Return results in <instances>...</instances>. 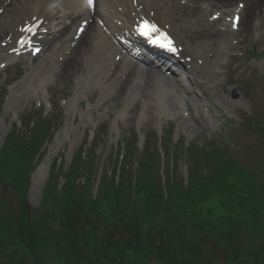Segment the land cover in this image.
I'll return each instance as SVG.
<instances>
[{
    "label": "bare ground",
    "instance_id": "6f19581e",
    "mask_svg": "<svg viewBox=\"0 0 264 264\" xmlns=\"http://www.w3.org/2000/svg\"><path fill=\"white\" fill-rule=\"evenodd\" d=\"M183 1L186 3L182 4ZM0 6L4 7L0 14V42L7 44L5 49L0 47L2 66L14 62H10L11 56L8 55V51L13 49L14 41L29 37L23 31L26 24L42 20L40 28L44 29L49 28V23L58 22V26L51 28L54 38L59 37L58 44L48 48L46 52V55L50 56L49 61L53 63V68L63 65L56 81L65 86L72 80H78L72 100L75 104L84 92H82L85 83L83 79L88 70L92 71L91 68H94L98 78H100V73H107L106 81L101 85L103 95L111 92L114 85L115 99H124L130 104L123 109L121 117L129 111L138 115V118L142 117L144 111L148 112V116H152L157 107L168 110L170 106H177L180 113L184 112L185 108L173 91L162 83L163 81L151 80L136 67L132 68L126 59L118 57L120 51L115 47L112 39L117 34L133 37L134 27L142 19L149 18L160 28L167 29L176 41V54L185 61L189 60L187 65L190 69L187 72L178 69L176 62L168 63V70L173 73L181 72L186 79V85L188 78L195 76L198 78V85L219 103L216 88L222 82V77L219 75L220 64L231 50L230 42L238 41L239 37L254 41L257 39V33L264 32V0L246 3L239 11L242 17L238 31L231 24L226 23L228 16L239 10L232 0H135L134 2L131 0H97L94 17L82 14V17L76 19L71 17V13L72 16L79 12L87 13L84 0H0ZM54 12L56 17L50 20ZM209 12H212L213 16L219 14L221 20L219 22L223 23L220 27L225 28L224 39L221 40L222 35L216 32L214 26L210 27L211 23L218 24L219 22H211L209 16L207 17ZM82 18L91 20V26L75 47H67L71 37L68 35ZM98 22L104 24L105 31L98 26ZM205 27H210L214 36L207 34L208 37L204 42L192 48L185 38L186 34L195 33ZM40 28L36 30V36ZM67 37H69L68 40ZM60 42H67V45L60 55L62 61L54 62L57 55L55 49ZM213 45L216 47L215 50L212 48ZM211 54L215 57L209 60ZM43 65L32 69L28 79L23 81L18 89L22 90L29 85H34L36 81L41 82V76L48 73L47 69H43ZM117 83L121 86L116 87ZM83 90L86 89L83 88ZM140 91L145 92L151 98L147 99V96H142L138 99L137 93ZM179 119L181 128L190 134L192 128L189 126V121L184 120L182 115ZM41 175L42 172L37 175L36 181L40 180Z\"/></svg>",
    "mask_w": 264,
    "mask_h": 264
},
{
    "label": "rangeland",
    "instance_id": "374dc122",
    "mask_svg": "<svg viewBox=\"0 0 264 264\" xmlns=\"http://www.w3.org/2000/svg\"><path fill=\"white\" fill-rule=\"evenodd\" d=\"M193 37V36H192ZM194 40V37L192 38ZM249 46V48H248ZM242 48V54L243 56L239 59L234 60H227V66H223V72H226V75L224 76L225 85L223 87L222 92H225L226 94H230V92L233 89H236V93L240 95L241 93H244L245 90H249V95L247 96L248 102L246 103L247 109H245L246 112H249L251 109H258L261 112H264V83L263 79L261 78L262 74L264 73V38L261 37L260 40L248 44V45H241ZM12 70H8L6 73H0V89L5 87H8L12 82ZM52 89L48 90L49 97H52L51 102L55 104V106L58 108L56 120L60 121L61 130L64 129L66 126L71 125L73 129L75 128L76 131L71 133L75 135L77 138L81 137L84 132L89 127V121L84 119L82 120L80 118L81 112L87 111V103L82 104L79 103L77 105V113H72L69 109L68 102L69 98H63L62 94L70 93V91L66 88H63L60 85H55L52 83ZM194 92L196 90H193ZM201 97H198L199 104L202 107V110L199 112L200 117L203 119L204 115H207L205 111V105L206 102L210 104L212 114L208 115V125L209 127H206L205 134L200 135V132H197V135L192 137V143L193 152H196L200 159L206 160L207 159V151L209 149H213L214 151H217L214 146L211 147L209 144H207L206 139L207 136L212 137L213 139H216L218 143H223V136L222 132L224 129H226L225 125H222V121L224 119H227L229 122H231L232 127H237L242 120L245 118V113L243 109H241L238 105H236V101L232 100V98L229 96V100L232 101L231 104L222 106L217 104L213 99H210L206 96H203V94H200ZM98 94H96L92 99H90L91 105L96 104L98 101ZM65 99L67 102L65 106L62 105L61 100ZM35 97H30L26 99H21L15 101L14 108L12 109L11 106L6 109L5 114H3V117L6 121L10 122L13 120L14 115L18 116L22 114L24 111L29 110H35L34 105ZM249 101H251V106L249 108ZM115 110L111 109L112 105L109 106L106 109H110L108 115H112L115 111H117L119 108H122L123 101L121 99L115 100L114 104ZM105 109V110H106ZM104 111V110H103ZM202 112L204 114H202ZM223 116V117H222ZM95 117V116H94ZM93 117V118H94ZM210 117V119H209ZM221 117V118H219ZM169 121H166V119H163L162 128H161V137L167 139V145H169L170 141H173L174 143L179 142V146L177 149H179V154H184L185 144L187 143V137L185 132L179 128L178 126V120L175 121V129H172V121L173 117L169 116ZM193 118V113L191 110V119ZM98 117L94 118V121H96ZM113 120H108L107 123L103 124L104 121L100 122V128L104 129L106 127L105 133L101 131L100 133H103L100 136V148L99 151H101V157L97 159V166L96 171L98 173H101L102 168V162L103 159L110 153L113 152L114 145L112 144V134L110 132L111 125ZM118 129L122 133L121 138L119 139V142H131V144H134V139L132 138L135 135V131H141L144 134L151 135L155 128L151 124H143L140 128H138L135 123L129 122H118ZM249 142L251 144H248L249 146L253 144V142L257 139L256 136L251 135L249 138ZM247 142V140H246ZM230 142H227V145H230ZM169 151H172L171 146H167ZM244 145H242V148L237 149L236 152H242L245 150L243 148ZM256 147H253L255 149ZM252 149V151H253ZM141 154V153H139ZM65 158L68 156V150L64 152ZM69 159L65 161L67 163L66 167H68ZM175 168V175L179 178L185 177V169L183 168L185 166V163L182 165L180 162L177 164L172 163ZM40 192L39 189L35 190L33 189L30 193V202L33 207H37L40 202ZM3 261V259H0V263ZM4 263H9L8 261H3Z\"/></svg>",
    "mask_w": 264,
    "mask_h": 264
},
{
    "label": "snow or ice",
    "instance_id": "6c2138e0",
    "mask_svg": "<svg viewBox=\"0 0 264 264\" xmlns=\"http://www.w3.org/2000/svg\"><path fill=\"white\" fill-rule=\"evenodd\" d=\"M88 6H93L94 0H87ZM241 8L244 7L243 4L240 5ZM219 14H217L218 16ZM216 19L217 17H212ZM233 22V27H236L239 22V15L231 18ZM87 24V21L81 25L77 31L82 33L84 31V27ZM23 31H27L28 33L35 34V27H28L23 29ZM139 36L143 37L148 43L155 45L160 49H165L168 52H175L176 48L173 45V41L170 39L167 33L163 32L156 23H152L148 20H143L141 24L136 29ZM21 46L30 45L31 41L27 39H21ZM35 51H39V49H35Z\"/></svg>",
    "mask_w": 264,
    "mask_h": 264
},
{
    "label": "trees",
    "instance_id": "16d2710c",
    "mask_svg": "<svg viewBox=\"0 0 264 264\" xmlns=\"http://www.w3.org/2000/svg\"><path fill=\"white\" fill-rule=\"evenodd\" d=\"M217 186L220 187V183L219 182H218V185ZM216 191H218V190L216 189ZM151 192L157 193L158 191L157 190H152V191H148L147 190V193L150 194ZM196 195H197V193L194 192L193 193V197L191 199H190V197H188L185 202H181V204L179 206V209H180L181 212L187 211V213H189L190 210H195L197 213L199 212L198 205H197V204H199V200L196 198ZM183 217H184V215H183ZM172 221H173V218H172ZM100 243H101V240L97 244H100ZM112 245L115 247V245H118V242L115 243V241H114L112 243Z\"/></svg>",
    "mask_w": 264,
    "mask_h": 264
}]
</instances>
